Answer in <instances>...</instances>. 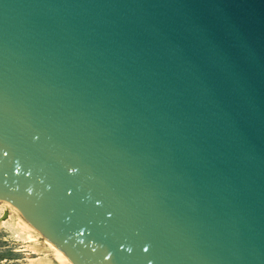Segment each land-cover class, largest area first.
<instances>
[{
	"label": "water",
	"instance_id": "1",
	"mask_svg": "<svg viewBox=\"0 0 264 264\" xmlns=\"http://www.w3.org/2000/svg\"><path fill=\"white\" fill-rule=\"evenodd\" d=\"M0 199L73 264H264V0H0Z\"/></svg>",
	"mask_w": 264,
	"mask_h": 264
},
{
	"label": "rangeland",
	"instance_id": "2",
	"mask_svg": "<svg viewBox=\"0 0 264 264\" xmlns=\"http://www.w3.org/2000/svg\"><path fill=\"white\" fill-rule=\"evenodd\" d=\"M15 209L0 200V264H59L45 237L38 233L35 238H27Z\"/></svg>",
	"mask_w": 264,
	"mask_h": 264
},
{
	"label": "bare ground",
	"instance_id": "3",
	"mask_svg": "<svg viewBox=\"0 0 264 264\" xmlns=\"http://www.w3.org/2000/svg\"><path fill=\"white\" fill-rule=\"evenodd\" d=\"M2 201L9 202L7 200H2ZM10 204L13 205L12 203H10ZM14 207H16V206H14ZM16 209H17V211L20 214V217L18 219L19 220L20 227L25 230V233H26L27 238H29V239L30 238H35V236H37L38 233L40 235L41 233L32 224H30L26 218H24V216L21 214V212L18 210V208H16ZM45 243L53 251L54 255L56 256V259L59 262V264H73L69 260V258L64 254V252L61 249H59L54 243H52L50 240H48L46 237H45Z\"/></svg>",
	"mask_w": 264,
	"mask_h": 264
}]
</instances>
